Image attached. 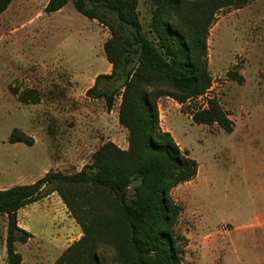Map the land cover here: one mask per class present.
Segmentation results:
<instances>
[{
    "label": "rangeland",
    "instance_id": "374dc122",
    "mask_svg": "<svg viewBox=\"0 0 264 264\" xmlns=\"http://www.w3.org/2000/svg\"><path fill=\"white\" fill-rule=\"evenodd\" d=\"M45 4L12 0L0 14V189L32 183L49 170L79 171L108 141L128 147V131L118 121L120 98L108 109L103 99L86 95L95 76L111 69L103 50L108 28L70 2L50 14L43 12ZM152 11L149 0H138L143 31L156 43ZM207 66L213 81L205 96L184 105L169 96L157 99L160 127L198 163L196 175L170 191L182 208L175 228L185 239L184 263L264 264V238L238 229L262 194L264 0L217 12L207 36ZM228 69L244 81L227 78ZM207 97L228 112L235 125L231 133L191 119ZM11 135L28 137V143L13 142ZM82 193L87 224L102 211V195L92 187ZM18 223L33 235L16 243L22 264H86L88 255L95 264H115L108 233L94 229L76 244L84 230L56 192L21 210ZM5 235L6 218L0 217V264Z\"/></svg>",
    "mask_w": 264,
    "mask_h": 264
},
{
    "label": "trees",
    "instance_id": "16d2710c",
    "mask_svg": "<svg viewBox=\"0 0 264 264\" xmlns=\"http://www.w3.org/2000/svg\"><path fill=\"white\" fill-rule=\"evenodd\" d=\"M11 1L0 0V14ZM149 1L156 43L143 31L138 0H47L46 14L70 2L79 14L108 28L110 36L103 50L111 69L95 76L86 95L103 99L108 109L120 98L118 121L128 131V147L121 149L108 141L79 171L49 170L32 183L0 189V217L6 218L4 264H21L15 244H25L33 237L19 226L18 211L52 192L58 193L84 230L77 245L99 229L113 240L115 264H185V239L175 228L182 208L170 191L192 179L198 163L160 127L157 99L169 96L184 105L206 95L213 81L207 66L209 28L218 11L239 8L247 0ZM226 76L237 83L244 81L232 69ZM191 119L198 124H216L227 133L235 126L215 97H207L205 105L191 113ZM27 138L11 135L10 140L28 143ZM89 187L102 195L98 201L103 209L86 224L82 220L86 206L82 189ZM85 260L95 264L92 255Z\"/></svg>",
    "mask_w": 264,
    "mask_h": 264
},
{
    "label": "crops",
    "instance_id": "0c3cea01",
    "mask_svg": "<svg viewBox=\"0 0 264 264\" xmlns=\"http://www.w3.org/2000/svg\"><path fill=\"white\" fill-rule=\"evenodd\" d=\"M46 2H47V0H46ZM8 9H6L4 12H6ZM62 9H60V10H62ZM241 136L242 137H248V136H250V134L242 133ZM258 188L262 194L259 195V197L256 199L257 200L256 205L250 210V212L247 216L246 222L239 225L238 229L248 230L249 232H252V233L257 232L259 234V236L264 238V155H263L262 160L260 161V165H259ZM28 205L21 208L18 211V213L21 210H23L24 208H26ZM19 226L22 227L20 224H19ZM22 228H24L30 232V230L27 229V227H22ZM15 246H16V244H15ZM21 264H22V262H21ZM34 264H36V263H34Z\"/></svg>",
    "mask_w": 264,
    "mask_h": 264
}]
</instances>
